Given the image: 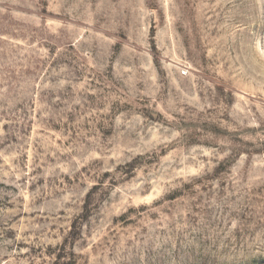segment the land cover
<instances>
[{
	"label": "rangeland",
	"instance_id": "1",
	"mask_svg": "<svg viewBox=\"0 0 264 264\" xmlns=\"http://www.w3.org/2000/svg\"><path fill=\"white\" fill-rule=\"evenodd\" d=\"M0 264H264V0H0Z\"/></svg>",
	"mask_w": 264,
	"mask_h": 264
}]
</instances>
